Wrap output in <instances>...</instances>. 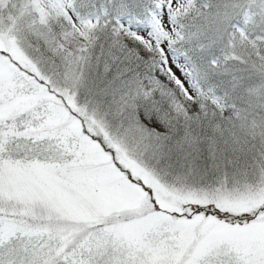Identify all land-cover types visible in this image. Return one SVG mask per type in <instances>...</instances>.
<instances>
[{
	"label": "snow or ice",
	"instance_id": "obj_1",
	"mask_svg": "<svg viewBox=\"0 0 264 264\" xmlns=\"http://www.w3.org/2000/svg\"><path fill=\"white\" fill-rule=\"evenodd\" d=\"M0 264H264V0H0Z\"/></svg>",
	"mask_w": 264,
	"mask_h": 264
}]
</instances>
